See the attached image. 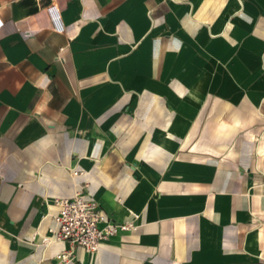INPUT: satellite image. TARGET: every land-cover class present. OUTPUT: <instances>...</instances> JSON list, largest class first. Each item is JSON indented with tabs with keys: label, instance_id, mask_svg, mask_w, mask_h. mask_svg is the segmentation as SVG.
<instances>
[{
	"label": "crops",
	"instance_id": "obj_1",
	"mask_svg": "<svg viewBox=\"0 0 264 264\" xmlns=\"http://www.w3.org/2000/svg\"><path fill=\"white\" fill-rule=\"evenodd\" d=\"M0 21V264H59L78 191L135 228L66 264H264V0H0Z\"/></svg>",
	"mask_w": 264,
	"mask_h": 264
},
{
	"label": "built area",
	"instance_id": "obj_2",
	"mask_svg": "<svg viewBox=\"0 0 264 264\" xmlns=\"http://www.w3.org/2000/svg\"><path fill=\"white\" fill-rule=\"evenodd\" d=\"M56 27L61 28L57 24ZM55 204L58 212L53 216L55 226L52 238L70 245L57 254L59 264H66L72 259L76 246L93 255L110 236L135 228L130 221H115L108 217L97 200L84 191H78L72 197H57Z\"/></svg>",
	"mask_w": 264,
	"mask_h": 264
}]
</instances>
